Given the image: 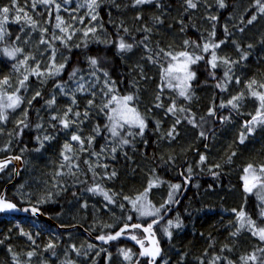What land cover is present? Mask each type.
<instances>
[{"label":"trees","instance_id":"16d2710c","mask_svg":"<svg viewBox=\"0 0 264 264\" xmlns=\"http://www.w3.org/2000/svg\"><path fill=\"white\" fill-rule=\"evenodd\" d=\"M192 2L195 8L187 0L142 4L98 0L96 18L90 21L98 22L96 34L67 45L53 40L64 51L63 68L42 83L44 89L37 95L15 91L12 79L17 70L5 48L12 46L17 33L42 45L41 22L50 17L47 25L52 26L56 12L42 0H0L1 15L8 8L11 21L20 17L8 25L0 40L2 99L20 98L15 108L2 113L0 107L5 119L3 123L0 119V131L10 143L9 151L0 156L19 154L24 159L14 183L9 184L14 166L0 168V194L9 184L7 198L18 206H38L59 224L80 225L96 235L110 234L124 224L154 223L163 247L157 264L163 260L165 264H262L264 242L251 232L254 226L241 222L262 226L264 204L260 191L241 195L240 189L245 169L264 163V123L250 132L253 117L264 119V110L258 111V97L253 96L254 101L244 97L253 81L264 80V12L260 11L264 0H223V7L220 0ZM70 12L90 19L78 3ZM26 16L38 23L33 24L37 32L32 35L27 33L32 26L23 24ZM121 42L131 48L122 50ZM178 53L192 56L186 96L172 92L166 80ZM233 62L236 74L227 75ZM93 69L105 76L106 84L111 83L108 99L115 94L133 98L131 103L145 121L142 132L134 128L130 135L114 137L106 126L111 103L104 104L97 88L58 93L59 84ZM228 76L237 78L229 93ZM52 95L54 103L49 105ZM233 96L240 97L222 105ZM160 181L179 185L175 202L166 204L159 218L136 220L126 202ZM96 188L108 191L111 201L86 196ZM78 208L86 214L84 220L78 219ZM126 211L133 219L111 227L114 218ZM169 221L181 226L166 232ZM128 234L144 236L139 228ZM121 250L135 253L127 264H148L139 247L127 239L102 244L78 227L59 229L30 213L0 212V264H126L119 259ZM252 256L256 259H249Z\"/></svg>","mask_w":264,"mask_h":264},{"label":"rangeland","instance_id":"374dc122","mask_svg":"<svg viewBox=\"0 0 264 264\" xmlns=\"http://www.w3.org/2000/svg\"><path fill=\"white\" fill-rule=\"evenodd\" d=\"M42 2L50 7V11L54 10L56 12L55 21L53 22L52 26H48L49 18L47 19L46 23L41 22L40 27V35L43 39L42 45H34L31 43L30 40H28L25 36V38H21L19 33L16 34V40L12 44V46H9L5 48L6 54L11 58L14 59V65L17 70V74L15 76L12 85L16 92H20L23 90L24 93H33V92H39L44 89L42 86V83L46 80H49L53 78L54 76L58 75L61 71V65L62 61L64 60V51L62 52L60 48H56V45L54 44L53 40H59L64 45L69 44L70 42H79L82 40H86L88 37H90L96 31L98 28V22H90L93 20V16H96V7L98 5V0H96L95 4L92 5V0H42ZM78 3L81 6H84L89 14V21L84 20V18L77 14V13H71L70 7L74 4ZM91 5V6H90ZM66 12L67 15L64 14ZM5 15L7 16V20H5ZM20 17H16L11 21V18L7 13L0 14V40L3 41L6 31L8 28V25L11 22H16ZM24 21H26V26H32V29L30 32H27L28 35H32L35 32H37V27H35L33 24L36 23L34 19L30 17L23 18ZM38 24V23H36ZM59 25V27H57ZM33 26L35 28H33ZM27 29V27H26ZM66 30V31H65ZM25 31V30H24ZM26 33V31H25ZM19 50V51H17ZM14 53V55H9L8 53ZM63 53V54H62ZM179 59L170 67L172 69L171 72H169V68L166 71V80L172 85L173 90L172 92H177L179 95H181V91L183 90L185 92V96L188 95L189 91V85L192 79V73L190 70V62L192 60V56L190 55H181V53H178ZM233 68H230L227 75L233 76V74H236L235 62L231 65ZM59 69V71H57ZM27 77V79H25ZM229 77V76H228ZM236 78V77H235ZM235 78H228L225 89H227V92H232V89H229L230 85H233L234 81L237 79ZM23 81V83H21ZM45 84V83H44ZM251 87L249 88L248 96L251 101H254L253 92L258 93L259 95H264V80H260L256 83L250 84ZM105 87V88H103ZM93 88L99 89L101 93V98L104 101V104H110V111L108 113V119L106 122V126L108 127L109 131L112 133L114 137H117L116 135L126 133V135L131 134V129L135 130L134 128H139L138 123H128L126 121L128 120H134L135 115H139L140 118L143 119V116L141 113L136 109L135 106L131 103V101H124V97L127 96H118L115 94L113 97V100L108 99L107 93L111 88V83L106 84V78L105 76L95 69L93 70H86L85 72H80L76 74L72 80L68 83H63L58 85V93L63 95H68L74 92H85L87 90H91ZM241 92V91H240ZM241 94L246 95L245 92H242ZM242 95V96H243ZM259 95L254 96L257 98V108L258 111L264 110V107L261 105V100L259 98ZM16 97V96H12ZM234 97H240V96H233L230 97L228 100L222 102V105H230L233 102ZM2 94L0 93V107H2V113L7 107L8 104H10L12 101H7L6 99H2ZM55 95L51 97L49 101V105H52L54 103ZM253 98V99H252ZM231 101V103H229ZM242 104L241 101H239L236 106L237 108L240 107ZM15 108V107H13ZM128 109H134L135 112H129ZM259 113V112H258ZM3 115V114H2ZM41 115H44L42 113ZM123 117V118H122ZM50 119V117L48 116ZM257 118V117H256ZM5 122V119H2V123ZM40 122H42V119L40 117ZM43 123V122H42ZM264 119L258 118L255 121L252 122L251 131H254L255 128H258L259 126L263 125ZM53 125V124H51ZM145 125V121H144ZM44 129H47L45 126H43ZM145 128V126H144ZM143 128V129H144ZM0 153H6L9 151L10 143L3 139L4 132L0 131ZM115 132V134H114ZM43 137V135H42ZM73 163V162H72ZM250 166V165H249ZM248 171H245V174L243 176V188L240 189L241 195H244L245 192H253L254 191H260L259 197L261 199V202L264 204V181L262 180L264 177V163H258L254 166H251V168H246ZM245 169V170H246ZM159 181V180H157ZM176 184H170L168 181L166 182H154L151 183L150 186H148V189L144 192H142L140 195L135 196L134 198L129 199L126 204L128 208L130 207L134 212L136 217L135 219L138 221L146 220V219H152V218H159L160 215H162V212L165 209V205L168 203L175 202V199L178 197L180 191L179 187H174ZM248 188H251V191H248ZM104 193H107L108 197L110 199H106ZM88 198L98 197V198H105L108 201H111V194L108 191L102 190V191H92V193L86 194V196H89ZM80 201V197H78L76 200ZM74 201V203H75ZM114 202V201H113ZM107 203V202H106ZM131 205V206H130ZM73 208H75V205ZM82 206V204H80ZM78 211L80 212L79 218L84 220L86 218V214L83 215L81 213L82 209L78 208ZM95 211L94 213H96ZM263 214H264V208H263ZM70 218L71 216H68ZM133 219V215L131 212H123L121 215L116 216L114 218V222L110 225L111 227H116L118 223L123 221H130ZM244 224V226H254V228H251V232L260 239L259 235L257 234L259 230L264 229V223L262 226L256 225L254 222H250L249 225H247V222H241ZM107 223H104L100 225V227L105 226ZM180 225L177 222L169 221L165 224L164 230L168 232L173 226ZM181 226V225H180ZM163 229V228H162ZM243 232V231H242ZM247 234V231H246ZM264 242V240H262ZM123 251L119 255V259L122 263H128L130 259L135 256V253L129 250H121ZM125 253H128V258H125ZM79 264V263H77ZM161 264H165L164 260ZM262 264H264V255Z\"/></svg>","mask_w":264,"mask_h":264},{"label":"water","instance_id":"95a60500","mask_svg":"<svg viewBox=\"0 0 264 264\" xmlns=\"http://www.w3.org/2000/svg\"><path fill=\"white\" fill-rule=\"evenodd\" d=\"M16 157H19V159H16ZM7 162V163H5ZM0 164H4L5 165H9L12 164L14 165V173H15V177L14 180H17L21 170L24 166V162L21 156L18 155H7L4 157H0ZM12 182H10L9 184H11ZM8 184V185H9ZM3 190V192L0 194V199H3L4 201L14 204L16 205V207L14 209H9V210H4V211H0V212H4V213H9V214H16V215H22V214H27L28 212H32L35 217L39 220H45L53 225H55L57 228L59 229H69V228H74L76 227L75 225H60L58 223H55L54 221H52L48 216L44 215L38 208L33 207V206H24L23 208L18 206L15 202H13L12 200L7 198V187ZM36 208L38 209L37 212H33L32 209ZM153 225L154 223H151L150 225H144L140 222H135L132 224H124L122 225L120 228H118L116 231H113L110 234H106V235H92L89 231H87V233L92 237V239H94L95 241L102 243V244H107L110 243L118 238H124L127 239L129 241H131L133 244L137 245L140 249V255L142 252H144V249H149V250H155L156 248L159 249V253L153 258L152 256L149 255H141V257H145L148 258V264H157L158 259L162 256L163 254V247L161 245L160 239L158 237V235L153 231ZM134 226H138V227H134ZM149 226H151L149 228ZM133 228H140L141 230L144 231L145 236L141 239H133V237L131 235L128 234V231H130ZM84 229V228H83ZM123 229V231H121ZM145 229H148V231H145ZM85 230V229H84ZM121 233L119 236H116L117 233ZM105 237L106 239L101 240L99 239V237ZM116 237L115 239H107V237ZM142 242V243H138ZM147 241V244H144L143 242Z\"/></svg>","mask_w":264,"mask_h":264},{"label":"snow or ice","instance_id":"6c2138e0","mask_svg":"<svg viewBox=\"0 0 264 264\" xmlns=\"http://www.w3.org/2000/svg\"><path fill=\"white\" fill-rule=\"evenodd\" d=\"M45 2H47V0H45ZM95 2H96V0H92V5H94ZM145 2H147V0H135V3H136V4H142V3H145ZM257 2L259 3V0H257ZM187 3H188V6H189V7H192V8H195V7H196V5L192 2V0H187ZM90 6H91V5H90ZM220 6H221V7L224 6V4H223V0H220ZM2 11H3V13L6 14V13L9 12V9H8V8H4ZM260 11L264 12V5H261ZM92 18L95 19L96 17L93 16ZM213 19H215V18L213 17ZM252 19L254 20V19H255V16H253ZM5 20H7V16H6V15H5ZM251 22H252V21L250 20L249 23H251ZM57 27H59V25H57ZM65 31H66V30H65ZM215 46H218V45H215ZM207 47H208V46L206 45V46H205V50H207ZM120 48H121L122 50H123V49H126V48H131V45H126V44H124L123 42H121V44H120ZM17 51H19V50H17ZM8 54H9V55H14V53H11V52L8 53ZM181 55L186 56L187 53H181ZM173 59H175V57H173ZM92 63L95 64L96 61L93 60ZM60 67L63 68V65H61ZM57 71H59V69H57ZM168 71L171 72L172 69L169 68ZM25 79H27V77H25ZM21 83H23V81H22ZM253 83H255V82L253 81ZM249 87H251V85H249ZM262 87H264V85H262ZM180 94H181V95H185V92L182 90ZM37 95H39V93H37ZM252 95H253V96H257V95H259V94L256 93V92H253ZM259 98H260V100H261V105H262V107H264V95H259ZM132 99H133V98H132L131 96L124 97V101H125V102H126V101H130V100H132ZM234 99H239V98H238V97H234ZM9 100L12 101L10 104L7 105V107H10V108L16 107V106L18 105V103L20 102V98H19V97H9ZM89 103H91V101H89ZM229 103H231V101H230ZM128 111H129V112H133V113L135 112L134 109H128ZM169 111H170V112H171V111H174V108H169ZM77 115H79V113H77ZM122 118H123V117H122ZM0 119H3V117L0 116ZM255 120H256V117H253V121H255ZM126 122H128V123H138V124H139V127L141 128V132L143 131V128H144V126H145V125H144V121H143V119L140 118L138 114L135 115V119H134V120H128V121H126ZM62 123L64 124L65 127L68 126V122H67L66 120H65V121H62ZM114 134H115V132H114ZM170 135H171V133H170ZM72 139H73V140H79L80 138H79L78 136H73ZM241 142H243V137H242V139H241ZM125 143H127V141H125ZM16 159H19V157H16ZM65 159H67V157H65ZM204 159H205V158H204L203 156H201V161H203ZM5 163H7V162H5ZM3 166H4V164H0V168H2ZM249 168H251V165L249 166ZM245 171H248V169H246ZM113 175H114V174H113ZM174 187L178 188L179 185H175ZM90 191H102V190L99 189V188H96V189H90ZM248 191H251V188H248ZM104 195H105V198H106V199H110V197H108L107 193H104ZM15 207H16V205L11 204V203H8V202L4 201L3 199H0V211L9 210V209H14ZM32 211H33V212H37L38 209L33 208ZM238 215H239V217L241 218V220L244 219V213H243V212L238 213ZM134 227H138V226H134ZM150 227H151V226H149V228H150ZM121 231H123V229H122ZM145 231H148V229H145ZM120 234H121V233L118 232V233L116 234V236H119ZM257 234L259 235V237H260L261 240H264V229L259 230V232H258ZM115 238H116V237H112V236L107 237V239H115ZM99 239L104 240V239H106V238L103 237V236H101V237H99ZM133 239H135V237H133ZM138 243H142V242H139V241H138ZM49 247H51V245H50ZM158 253H159V249H158V248H156L154 251H153V250H149V249H144V252H142L141 255H149V256H152V257L154 258ZM29 255H31V253H29ZM124 255H125V258L127 259V258H128V253H125ZM249 259L255 260L256 257H255V256H252V257H250Z\"/></svg>","mask_w":264,"mask_h":264},{"label":"bare ground","instance_id":"6f19581e","mask_svg":"<svg viewBox=\"0 0 264 264\" xmlns=\"http://www.w3.org/2000/svg\"><path fill=\"white\" fill-rule=\"evenodd\" d=\"M8 155H18V156H21V155H19V154H8ZM5 156H7V155H5ZM0 157H4V156H0ZM22 157V156H21ZM22 159H23V157H22ZM23 162H24V159H23ZM9 165H12V164H9ZM14 166V165H13ZM23 168H24V166H23ZM23 168H22V170H23ZM15 169V168H14ZM21 170V171H22ZM20 176V175H19ZM14 177H15V173H14ZM13 180H14V178L12 179V183H14V182H16L17 180H15L14 182H13ZM26 206H33V207H36V208H38L41 212H42V210L38 207V206H35V205H26ZM23 208V207H22ZM28 213H30V214H32V215H34L32 212H28ZM43 213V212H42ZM44 214V213H43ZM22 215H24V214H22ZM44 215H46V214H44ZM35 216V215H34ZM46 216H48V215H46ZM52 221H54L55 223H58L57 221H55L54 219H52L50 216H48ZM49 223V222H48ZM51 224V223H50ZM59 224V223H58ZM53 225V224H52ZM60 225H62V224H60ZM55 226V225H54ZM71 226V225H70ZM76 227H74V228H81L85 233H87V231H89V230H87L86 228H84L83 226H80V225H75ZM121 227V226H120ZM119 227V228H120ZM85 230H84V229ZM69 229H72V228H69ZM140 229V228H139ZM143 231V230H142ZM92 235H96V234H93L91 231H89ZM144 232V231H143ZM88 234V233H87ZM89 235V234H88ZM90 236V235H89ZM144 236H145V233H144ZM91 237V236H90ZM92 238V237H91ZM137 239H141V238H137Z\"/></svg>","mask_w":264,"mask_h":264},{"label":"flooded vegetation","instance_id":"af4514ba","mask_svg":"<svg viewBox=\"0 0 264 264\" xmlns=\"http://www.w3.org/2000/svg\"><path fill=\"white\" fill-rule=\"evenodd\" d=\"M171 208V207H170ZM170 208H168V209H166L167 211L170 209ZM173 208H175V207H173ZM163 216H164V214H163ZM117 230V229H116ZM115 230V231H116ZM144 237V236H143ZM143 237H140V238H143ZM144 244H147V241H144L143 242ZM108 259V258H107ZM80 264V263H79ZM104 264H117V262H115V263H112L111 261H108L107 263H104ZM119 264V263H118Z\"/></svg>","mask_w":264,"mask_h":264}]
</instances>
